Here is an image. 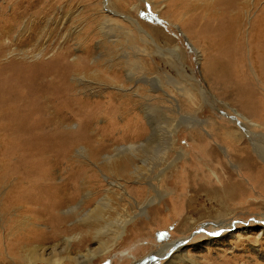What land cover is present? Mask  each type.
<instances>
[{"label": "rangeland", "instance_id": "374dc122", "mask_svg": "<svg viewBox=\"0 0 264 264\" xmlns=\"http://www.w3.org/2000/svg\"><path fill=\"white\" fill-rule=\"evenodd\" d=\"M23 2L0 0V16L20 18L12 43L0 34V73L6 77L41 75L39 79L50 85L55 82L52 73L56 69L52 66L62 58L60 63L71 66L72 70L83 68L82 76L90 84L89 87L74 85L72 72L67 78L68 84L75 88L69 90L67 97L81 98L77 107L79 120L71 130H76L81 120L86 121L87 111L92 109L91 117L95 119L87 135L96 134L95 140L85 143L91 153L100 149L101 154L93 163L79 157L77 149L84 145L79 142L73 145L66 160L58 158L59 166L52 169L55 182H68L69 186L65 196L55 200L66 211L81 203L85 193L89 194L81 210L86 212L105 196L107 176L110 182L118 181L132 191L130 195L135 201L145 204L138 211L118 204V196L111 195V209L103 215L110 221L120 216L132 220L118 245L92 264H147L146 260L162 248H158L159 243L179 240L185 242L186 253L200 264H264V233H260L264 226L261 222L264 156L252 149L255 166L247 174L244 163L249 156L240 154L241 148H252L245 130L264 141V61L253 59L248 51L251 24L255 20L264 21V0H42L37 6L40 13L35 8L25 10L24 5L20 6ZM106 8L111 13H106ZM211 8L213 15L227 8L226 19L238 15V21L244 25L246 51L242 64L233 65L232 77L236 90L244 91L247 99H252L253 93L261 107L256 116L239 108L234 97L228 98L218 85L217 88L210 85L207 55L215 52V56H221V52L208 49L206 42L212 39L198 33L209 25L205 14L209 16ZM195 15L201 17L197 19ZM107 16L111 22L107 25L109 32L105 31L109 36L106 40L99 26ZM19 18H15L16 24ZM131 31H137L141 38ZM101 40L105 41L103 45ZM123 61L130 62L131 69L136 70L135 78L126 74ZM233 109L259 128L249 124L247 128ZM63 130L66 135L70 129ZM172 131H176L174 149L168 143ZM233 132L241 139L228 138L227 134ZM150 133L155 136L152 143L139 148L135 153L137 158L130 152H121L119 166L104 163V156L114 153L117 146L128 147L145 141ZM210 148H215L214 161L207 155ZM132 159H139L135 176L130 173L134 171ZM229 179L243 184L245 192L231 200L212 197L206 192L209 187L222 188ZM16 183L10 182L0 190V264H12L8 253L15 264H26L20 250L18 253V248L11 250V244L35 232L48 237L54 229L47 217H32L28 223L21 215L23 208H11L7 212L3 209L6 191ZM138 187L140 191L133 189ZM199 187L204 191L196 195L194 189ZM124 206L128 207V213L116 212L120 210L117 207ZM57 214L65 218L66 232L58 242L57 251L63 257L67 254L61 245L68 236H79L72 242L74 256L78 251L96 249L99 241L110 240V234L94 238L95 234L79 221L82 213ZM230 217L237 219L235 236L222 247V230L218 225ZM226 233L229 234L228 230ZM85 239V245H78ZM54 245L57 242L46 244ZM172 254L173 247L162 251L158 258L155 256L157 259L150 264H164L172 260Z\"/></svg>", "mask_w": 264, "mask_h": 264}, {"label": "bare ground", "instance_id": "6f19581e", "mask_svg": "<svg viewBox=\"0 0 264 264\" xmlns=\"http://www.w3.org/2000/svg\"><path fill=\"white\" fill-rule=\"evenodd\" d=\"M41 2L42 0H24L20 6L22 7L24 5L25 10H32L33 8L37 10V6H39ZM17 9L19 8L17 7ZM210 11H212V8ZM227 11V8H221V12L218 15H213V11L209 13V16H207L208 14H205L206 22L209 23V25L205 26V29L200 30L198 33H205L210 39H212V42H206L208 49H211L209 47H212L221 52H219L221 56H215V52L207 55V62L210 64V70H207V76L210 80L211 86L217 88L218 85L219 89L224 91V95L230 99L232 96L234 97V102L239 108L241 107L256 116L260 113L261 107L255 100L253 93L252 99H247V95L244 91L236 90L235 78L232 77L233 65L236 64L237 67L243 62V57L246 51V47L243 45L245 30L243 23L238 21V15H233L230 20L226 19ZM37 12L40 13L39 10H37ZM106 13L109 14L111 11L106 8ZM20 16L22 17V15ZM195 17L198 19L201 15H195ZM15 18L17 19L19 17L15 16L14 18H9L0 16V34L2 39L5 38V41H8V43H12L15 26L18 25L20 21L19 18L16 24ZM110 18L111 17L107 16V19L101 26H99L103 37H107L105 38L106 40L109 38V36H106L105 31L109 32L108 23L111 22ZM13 20L15 21L14 24H12ZM119 27L123 29L122 26ZM133 32H136L140 37L137 31ZM133 32L131 31L132 34ZM156 32L160 31L157 30ZM201 38H204V36H201ZM101 43L103 45L105 41L101 40ZM248 46L250 48L248 50L249 54L253 59L264 61V21L255 20L251 24L248 33ZM87 56L89 57V53ZM62 60V58H59L56 63L54 62L55 66H52L56 69V71L52 73V82H55L50 85H45L43 79H39L42 77L41 75H34L33 77L20 75L18 77H6L5 73H0V190L10 182H17L10 191H6L3 209L7 212L11 208L21 207L23 208L21 215L26 220L24 222H28V219L30 222L32 217H47L54 225L53 232L48 237L44 238L40 235V232H35L37 234H28L24 237L23 241L18 240L11 244V250L15 251L18 248L16 253L20 250L24 263L26 264H67L69 261H74L75 264H92L97 257H101V255L105 256L118 245L119 240L125 235L127 224L132 220L131 218L122 219L121 216L118 215L120 217H117L116 220L114 218L113 221H110L103 215L108 209H111V195L118 196V204H124L128 207L136 208L138 211H142L145 205L144 202L141 204L140 201H135L130 195L132 191L127 189L126 186H123L122 183L118 181L110 182L107 176L104 178V181L107 183L105 196L96 203L94 208L89 209L86 212H82L81 210L82 208L84 209L89 194L85 193L84 199L81 203L70 207L66 211L61 209L62 204L55 200L56 198L62 199V197L65 196L64 193H66V188L69 186L68 182H55L52 169L59 166L58 158L61 157L62 160H66V156L73 149V145L78 144L79 142H82L85 145H82L80 149H77L79 157L93 163L95 157L101 154L99 151L100 149L91 153V149L86 144L92 143V141L95 140L94 137L96 135L94 133L90 136H88L89 134L87 135V131H90L95 119L91 117V114L94 113L92 109L87 111L86 121L81 120L80 126L76 128V130H71L74 122L79 120L77 119L79 110L77 107L80 105L79 102H81V98L67 97L69 90L75 89L68 84L67 78L72 72L75 81L74 85H86L89 87L88 85L90 84H88L89 82L86 83L84 76H82L83 68H75L72 70L71 66L65 63L61 64L60 62ZM129 63L130 62L128 61H123V69L129 77L135 78L134 73L136 70L133 68L131 69ZM30 86L31 88L29 89ZM84 105L86 107L90 106L87 104ZM248 108L250 110H248ZM233 113L247 128V124L259 128L258 124L253 123L237 110L233 109ZM64 127L70 129L66 135H64ZM152 130L154 132L155 128H152ZM175 132L176 131H172L171 137L169 135L171 139L168 138L170 139L168 140V143L170 141L169 146L172 149H174L175 146ZM250 132V130H245V135L249 137L251 141V150H248L245 147L240 150L241 155L244 154L249 156L246 159L247 164L244 163V165L248 167V170L246 169L247 174H250L251 167L255 166V160L251 156L252 149L257 154L264 156V141L256 137L255 134L254 136H251L249 134ZM153 134L151 135L150 133L145 141L132 143L128 147L117 146L114 153L104 156V163L109 164V166H119L122 162L119 158L121 152H130L137 158L135 153H137L139 148L152 143V140L155 137ZM262 134L264 135V133ZM83 135L88 137H83ZM227 136L234 140L241 139L236 132L229 133ZM214 154L215 148H210L207 151V155L210 156L213 161L217 159ZM241 155L238 156V159ZM130 162L131 165H133L134 170L130 173L135 176L139 170V159L138 161L132 159ZM75 186L76 190H78L77 184ZM154 187L155 185L152 184V188ZM133 189L135 191H140L141 188L138 187ZM202 191H204L203 187L194 189L196 195L200 194ZM206 192L212 197L231 200L235 199L238 195H242L245 190L243 184L233 182L229 179L222 188L209 187L206 189ZM126 206L123 208L117 207L121 211L118 210L116 212L128 213V207ZM57 213H82L79 221L84 223L85 227L91 231L90 233L95 234L94 238L98 239L103 235L108 236L110 234L111 236H108L110 240L105 242L99 241V246L96 249H87L84 253L78 251L74 256L71 251L72 242H74L79 236H68L63 240V245H61L62 251H66L67 254L66 257H63L62 254L57 251L60 248L58 242L62 240V234H65L66 232L65 218L59 216ZM236 220L237 219L230 217V219L225 218L219 222L218 226L222 230V247H224L226 241L235 236L237 224L234 222ZM260 220L261 219H259V221ZM261 222L264 223V219H262ZM183 225H185V221H183ZM227 230L229 234L226 233ZM260 233H264V226H261ZM86 239L80 241L78 245H85ZM24 241L28 242V244L24 243ZM47 242H57V245L47 247ZM184 243L185 242L181 240L177 242L173 241L171 243H159L158 248L160 246H162V248L159 251L154 252L150 256V260H146L147 264H150V261L154 262L162 251H169L172 247L174 251V254L170 255L172 260H168L166 263L164 262V264H200V261L186 253V245L183 246ZM177 244L178 246L176 247ZM167 245L170 246L167 247ZM8 254V258L13 264L14 260L11 253ZM155 256H157V258ZM139 263L140 262H137L136 264Z\"/></svg>", "mask_w": 264, "mask_h": 264}]
</instances>
